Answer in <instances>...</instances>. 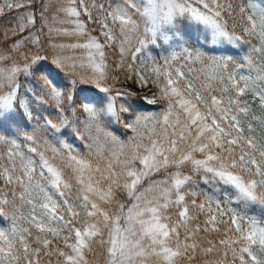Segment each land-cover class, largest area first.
I'll list each match as a JSON object with an SVG mask.
<instances>
[{
	"label": "snow or ice",
	"instance_id": "obj_1",
	"mask_svg": "<svg viewBox=\"0 0 264 264\" xmlns=\"http://www.w3.org/2000/svg\"><path fill=\"white\" fill-rule=\"evenodd\" d=\"M3 16L0 264H264V0Z\"/></svg>",
	"mask_w": 264,
	"mask_h": 264
},
{
	"label": "trees",
	"instance_id": "obj_2",
	"mask_svg": "<svg viewBox=\"0 0 264 264\" xmlns=\"http://www.w3.org/2000/svg\"><path fill=\"white\" fill-rule=\"evenodd\" d=\"M11 22V17L10 16H3V17H0V30H3L5 27H7V25L9 24ZM237 32H239V29H237ZM64 42H67V41H64ZM51 52H52V50L50 49L49 50V53H50V55H49V60H51ZM67 54H70V55H79V51H77V52H69V53H67ZM119 87H125V88H129V87H127L126 86V84L125 83H123V84H121V85H118ZM131 89V88H130ZM133 90V89H132ZM156 107H158V106H149V105H145V109L146 110H152V109H154V108H156ZM128 132V130H125V129H123V128H120V130H119V135H121V136H125L126 135V133ZM81 151L82 152H84V153H86L87 152V149H85V148H83V146H81ZM91 159H94V157H90ZM249 214L250 215H257V216H259L260 215V209L259 208H256V207H254V208H252L251 210H250V212H249Z\"/></svg>",
	"mask_w": 264,
	"mask_h": 264
},
{
	"label": "rangeland",
	"instance_id": "obj_3",
	"mask_svg": "<svg viewBox=\"0 0 264 264\" xmlns=\"http://www.w3.org/2000/svg\"><path fill=\"white\" fill-rule=\"evenodd\" d=\"M125 84H126L127 87L133 89V90L136 91V92L146 93V92L148 91L147 89H141V88H139L138 86L133 85L130 81H129V82H125ZM153 90H154V89H153ZM156 110H159L158 107H156V108H154V109H152V110H150V111H156ZM131 135H133V134H132L130 131H128V132L126 133V135H125V136H121V138H122V139H127V138H128L129 136H131Z\"/></svg>",
	"mask_w": 264,
	"mask_h": 264
}]
</instances>
